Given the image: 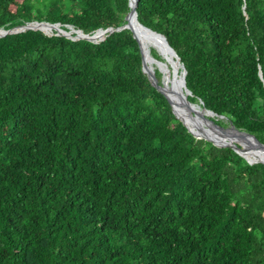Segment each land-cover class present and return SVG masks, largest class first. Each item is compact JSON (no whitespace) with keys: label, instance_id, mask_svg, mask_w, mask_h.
Segmentation results:
<instances>
[{"label":"trees","instance_id":"1","mask_svg":"<svg viewBox=\"0 0 264 264\" xmlns=\"http://www.w3.org/2000/svg\"><path fill=\"white\" fill-rule=\"evenodd\" d=\"M131 9L0 0V264H264V163L183 124L122 27ZM136 11L178 55L188 99L264 143V0Z\"/></svg>","mask_w":264,"mask_h":264},{"label":"water","instance_id":"2","mask_svg":"<svg viewBox=\"0 0 264 264\" xmlns=\"http://www.w3.org/2000/svg\"><path fill=\"white\" fill-rule=\"evenodd\" d=\"M131 4H132V9L126 17L127 22L122 27L123 28L129 27L133 31L134 37L138 40L140 47L143 51L145 61L151 62V63H153V65L155 64L163 72V86L161 87V90L165 92V94H166V96H167V98H168V100L172 106L174 113L181 119L183 124L191 132H193V134H195L196 136L210 140V141H212L218 145L223 144V145L233 146L232 144L234 142H238L241 144V147H235V149L238 153H240L243 156H251V157L255 158L256 160H259V161L264 163V158H261L258 155L259 152L264 153V143L257 140L250 133L245 132V131H241V130L237 129L236 127H234V125H231V127H228V128H222L220 125L216 124L214 122V120L211 119L210 117L209 118L204 117V122H208V123L212 124L214 126V128H217V130L221 134H224L223 136H220V135L210 136L208 134H205L202 131L194 130L192 127H190L188 125V123L186 122V120L184 118L186 108L187 107L191 108L193 110L192 113L194 115H196V111L193 108L195 105H197V106H200V105L196 104V103H192L188 99V95L190 94V90L188 89L187 84H186V78H185L186 71L184 70L183 65L180 63V59H179L178 55L176 54L175 50L170 46L166 36L155 31V30H153V29H151V28H149V27H147V26H145L143 23L140 22V20L138 19V16H137V11H136L137 0H131ZM30 26L31 27H38L41 30H45L46 32H48L47 28H45L46 26L52 27L47 22L30 24ZM55 28L59 30L58 26H55ZM108 31H112V29L111 28L98 29L93 34H84L82 32H79L77 34V36L79 38L97 40V39L101 38ZM138 31H145V32H148V33L155 35V36L162 39L164 46L166 48V51L171 54L170 59L168 57L164 56V58L169 61L171 71H169V67L166 65L165 62H163L161 60H157L149 54V49L143 45L140 37L137 34ZM3 32H5V30L0 29V33H3ZM68 34H71V32L69 31ZM176 63H178L179 67L182 68L181 71L179 70V67L178 68L175 67ZM163 65H165V67H166V75H165L164 70L162 68ZM148 71H149L150 75H152L154 73L153 68L152 69L148 68ZM179 71H180V73H179ZM165 76L169 81V86L165 82ZM177 80H181V86H179V88H177L175 85L177 83ZM205 110L210 112V116L214 115V113L212 111H210L208 109H205ZM230 129H232L233 132L236 131L238 134L236 133V134L230 135V136L225 135L228 132H230V133L232 132V130H230ZM243 138L249 139L251 141V145H249V146L246 145L245 141H243Z\"/></svg>","mask_w":264,"mask_h":264},{"label":"bare ground","instance_id":"3","mask_svg":"<svg viewBox=\"0 0 264 264\" xmlns=\"http://www.w3.org/2000/svg\"><path fill=\"white\" fill-rule=\"evenodd\" d=\"M48 30V29H47ZM138 36L140 37L143 45L148 48L149 46L151 45H155L156 48L165 56V57H168L169 59L171 58V54L169 52L166 51V48L164 46V43L162 41L161 38L155 36V35H152L148 32H145V31H138L137 32ZM168 61V60H167ZM150 64L153 65V63L149 62ZM177 65V66H176ZM175 67L178 68L179 67V64L176 63L175 64ZM163 70H164V73L166 75V67L165 65L162 66ZM165 82L169 83L168 79L166 78L165 76ZM177 88H179V86H181V80H177V83L175 84ZM191 108L187 107L186 108V112H185V115H184V118L186 120V122L188 123V125L190 127H192L194 130H199V131H202L204 132L205 134H208L210 136H217V135H220V136H223L224 134H221L217 128H214V126L208 122H204V117H207L209 118L210 117V112H208L207 110H205L204 108L200 107V106H197L195 105L194 106V110L196 111V115H194L192 113V109L190 110ZM225 126V125H224ZM232 130V129H230ZM237 132H228L227 136H230V135H234L236 134ZM238 134V133H237ZM243 141H245L246 145H251V141L247 138H243ZM259 157L261 158H264V153H260L259 152Z\"/></svg>","mask_w":264,"mask_h":264},{"label":"rangeland","instance_id":"4","mask_svg":"<svg viewBox=\"0 0 264 264\" xmlns=\"http://www.w3.org/2000/svg\"><path fill=\"white\" fill-rule=\"evenodd\" d=\"M45 28H47L48 30H51V28H49V27H47V26H46ZM151 47H156V46H155V45H151V46L148 47V49H150ZM159 52H160V51H159ZM163 56H164V55H163ZM149 68L152 69V68H153V65L150 64ZM181 69H182V68L179 67V70H180V71H181ZM180 71H179V73H180ZM166 84H168V86H169V83H168V82H167ZM228 127H231V125H229Z\"/></svg>","mask_w":264,"mask_h":264}]
</instances>
